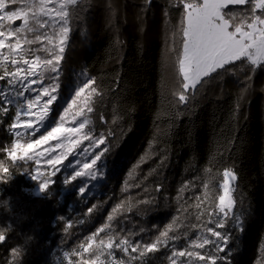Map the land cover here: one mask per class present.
<instances>
[{
    "label": "trees",
    "instance_id": "1",
    "mask_svg": "<svg viewBox=\"0 0 264 264\" xmlns=\"http://www.w3.org/2000/svg\"><path fill=\"white\" fill-rule=\"evenodd\" d=\"M176 4L90 0L81 19L71 22L60 91L66 94L75 73L86 71L99 93L88 115L91 126L96 134L115 133L108 138L112 151L103 157V179L89 195H81L73 181L63 184L59 176L41 195L26 190L33 185L24 174L31 165L10 155L16 108L4 114L0 101V233L5 236L0 264H56L59 259L90 264L94 254L82 245L118 204L121 209L110 227L96 234L95 243L106 241L109 233L117 242L151 243L174 217L171 234L180 238L134 261L121 249L113 248L111 255L105 249L104 264L112 258L111 264H171L173 250L188 251L207 227H215L209 213L222 194L225 168L237 175L234 208L242 213L243 230L233 220L217 229L231 235L221 253L228 259L220 264H264V66L253 74L237 62L230 66L234 72L214 75L180 104L170 51L180 43L173 39L183 10ZM250 8L229 5L226 11ZM246 84L250 87L241 100ZM145 154L146 162L129 175Z\"/></svg>",
    "mask_w": 264,
    "mask_h": 264
},
{
    "label": "snow or ice",
    "instance_id": "2",
    "mask_svg": "<svg viewBox=\"0 0 264 264\" xmlns=\"http://www.w3.org/2000/svg\"><path fill=\"white\" fill-rule=\"evenodd\" d=\"M18 2L21 7L15 11L8 10ZM150 3L151 0H145V7ZM89 4L90 0H0V12L3 13L0 16V21L14 22L17 19L23 21L19 27L13 28L9 25L7 32L0 31V69H3L0 81L6 80L7 85L0 87V101L4 103L2 110L4 114L9 111L11 106L16 108L15 118L9 130L15 131L17 137H22L29 132L35 134L46 126L53 110L52 106L59 99L58 81L65 47L71 33V22L81 19L80 12L87 11ZM229 5H251V8L249 11L229 12L226 11ZM174 6H182L183 9L180 13V22L173 29V39L174 41L179 39V47L170 50L175 53L174 67L179 85V91L175 94H178L180 104H186L194 98L198 86L207 83L214 75L221 72H234L230 66L237 62L249 66L253 74L264 66V0H177V4ZM49 29L51 33L48 31ZM41 30H44L43 35L36 34ZM29 33L36 34L35 38L29 39L27 35ZM39 41H46L47 44L42 45L39 49L27 47ZM5 49L7 51H4ZM39 51L49 53L52 58L42 59L40 55L36 54ZM29 56L33 58H27ZM165 62L167 63V60ZM9 65L13 66L14 70L10 71ZM78 76L86 79V82L82 87L76 89L71 101L60 114L56 125L45 135L40 136L38 140L28 144L27 148L34 149L49 141L64 138L68 141L67 152H62L59 157L48 161L51 165H61L62 160L68 154L73 153L74 149L84 141H89V144L84 148L85 153L89 149L104 145L98 153H94L91 163H85L83 169L77 171L72 177V179L89 177L91 180H95L98 177L97 173L93 171V167L101 162L108 152L112 151L108 138H114L115 133L108 131L107 133L101 132L98 136L95 135L94 129L91 127L92 121L88 118V114L93 112L91 105L94 102V97L99 95L95 79L88 78L86 71L79 73ZM34 77H39V79ZM252 78L249 76L247 79L251 80ZM46 79L51 80L52 83L43 85L42 82ZM33 85H41V87L37 89L32 87ZM249 87L250 85L246 84L245 88L241 90V100L244 99ZM86 90L89 91L85 95ZM26 92L38 94L34 98H29L25 95ZM42 97H47V99L42 100ZM41 104L42 107L38 111L34 110ZM76 108L79 110L72 114V123L75 126H66V117ZM238 110L239 102L237 103ZM21 117L26 118L21 119ZM77 117L82 118V122L77 120ZM18 147H22V145L19 142L14 143L13 149ZM57 147H61V145L57 144ZM45 151L47 152L48 149ZM25 155H28L27 151ZM147 159V154L140 157L138 163L133 165L129 175H132L133 171ZM76 163L78 164L79 161ZM60 170V168H56L53 175ZM5 171L7 170L5 169ZM100 176L102 177V172ZM236 180L237 175L234 170L229 168L223 170V180L220 184L222 194L218 197L216 210L209 213V223H214L215 227L206 228L211 237H202V242L199 243L192 242L195 248L207 249V251L202 253L200 251L173 250L169 257L171 264H178V258L182 257H188L190 260L195 258L198 264H220V261L228 259L221 253L227 251L231 235L217 229H224L229 220H233L235 227L240 231L243 230L242 213H237L234 208L236 201L233 182ZM52 183L51 178L46 179L39 184V190L47 191ZM68 183L69 180L65 179L64 184ZM86 187L79 189L81 195L86 191ZM207 187L208 185H205V188ZM180 191L183 192L184 189L182 188ZM150 202L144 201V203ZM94 208L95 206L88 209V212H93ZM120 209L121 205L118 204L109 214L105 225L87 238L88 245L86 247L82 245L85 252L94 254V259L90 264H104L101 256L105 249L108 250L109 255L113 248L121 249L129 255L130 261H134L147 254L157 252L160 247H166L169 242L180 238L171 234L175 232L176 218L174 217L173 223L167 225L165 230L160 231L151 243L141 245L137 242L133 245L128 238L119 239L117 242L116 237L110 233L106 241L101 239L99 243H95L93 238L97 233L110 227ZM128 210L130 211L131 208ZM4 239L5 236L0 233V241ZM129 248H131V252H129ZM16 251L13 249V253ZM137 252L139 256L132 255ZM67 255L65 253V256ZM83 264H88V262H83ZM121 264L124 262L121 261Z\"/></svg>",
    "mask_w": 264,
    "mask_h": 264
},
{
    "label": "rangeland",
    "instance_id": "3",
    "mask_svg": "<svg viewBox=\"0 0 264 264\" xmlns=\"http://www.w3.org/2000/svg\"><path fill=\"white\" fill-rule=\"evenodd\" d=\"M19 7H21V5L18 2L16 5L9 7L8 10L9 11H15ZM2 15H3V13L0 12V16H2ZM22 23H23V21L20 19H17L14 22H10L7 20L0 21V25H2V27H0V31L7 32L9 25H11L14 28V27H19ZM48 31H49V33H51L50 29ZM43 32H44V30H41L39 33H36V34L43 35ZM36 34L29 33L27 35H28L29 39H34ZM56 42H58V41H56ZM46 44H47L46 41H39L36 44L29 45L27 47L39 49V48H41L42 45H46ZM4 51H7V49H5ZM36 54L40 55L42 59H51L52 58L49 53L44 52V51H39ZM27 58L32 59L33 57L29 56ZM9 70L10 71L14 70L13 66L9 65ZM81 72H83V71H79V72L75 73V75L73 77V81L68 85V90H67L66 94L61 93V91H60L61 90L60 89V80L58 81L59 82V89H58L59 99L57 102H55L53 104V106H52L53 110L50 114V118L48 119L45 127L41 128L40 131L36 132L35 134H32L31 132H29L28 134L23 135L22 137H17L15 135V131H12L13 135L15 137L14 143L19 142V144L22 145V147H18L15 150L13 149L10 152V155L12 156V158L16 157V159H13L14 161H22L26 164L31 165L30 170H26L24 174H25V178L30 183H33V185L30 188L26 189L29 193H31L33 195H41L43 193L39 190V184L41 182H44L48 178H51V180L54 182L57 179V177L59 176L61 178L63 184H64L65 179H68L69 182L73 181L74 185L76 186L78 191L81 187L87 186L86 191L82 195H89L94 190H96L98 184L103 179V172H104L103 159L101 162H98V164L93 167V171H95L97 173V177H98L97 179L91 180L89 177H77L75 179H72V177L75 175V173L77 171H81L83 169V165L85 163H91V159L94 158V153H98L101 150V148L104 147V145H101L99 148L89 149V151L85 153L84 148L89 144V141H84L78 148L74 149L73 153L68 154L65 157V159L62 160L61 165H51L48 163V161L53 160L56 157H59L62 152H67L68 141L66 139L60 138L58 140H52L46 144H42L39 147L34 148V149H28L27 148L28 144L32 143L34 140H38L40 138V136L45 135L48 131L51 130L52 127H54L56 125V122L59 119L60 114L63 112V109L65 107H67L68 102L71 101L72 96H74L76 89L78 87H82L83 84L86 82V79L80 78L78 76V74ZM0 75H3V69H0ZM34 78L39 79V77H34ZM88 78H90L89 75H88ZM51 83H52V81L47 80V79L42 82V84L45 86L48 84H51ZM2 86H7L6 80L0 81V87H2ZM32 87H36L37 89H39L41 87V85H33ZM88 91L89 90H86L85 95L87 94ZM37 94L38 93H31V92L25 93V95L28 96L29 98H34L35 95H37ZM44 99H47V97H42V100H44ZM40 107H42V104L39 105L34 110L38 111ZM78 110H79L78 108L73 109L72 113H70L66 117V121H65L66 126H69V127L75 126L72 123V114ZM85 111H86V109H85ZM25 118L26 117H21V119H25ZM88 118H89V116H88ZM76 119L81 120V122H82V118L77 117ZM17 130H19V129H17ZM94 133H95V131H94ZM95 135L98 136L99 134L95 133ZM57 144L61 145V147H57ZM45 149H48V151L46 152ZM26 151L28 153L27 156L25 155ZM79 153H83V154L80 155ZM29 156L31 158H28ZM77 161H79L78 164L76 163ZM56 168H60L61 170L59 172H56L55 175H53ZM101 172H102V177L100 176ZM33 177H35V179H33ZM233 185H235V181L233 182ZM202 237H209L210 238L211 234L207 233V232L201 233L200 238L196 242L197 243L202 242V239H201ZM205 250L207 251V249H205ZM188 251H200V252L204 253L203 250L195 248L193 246V244L191 245V248ZM111 263H115L114 258L111 259L109 264H111ZM56 264H70V262L68 260L64 261L63 259H59L56 262ZM178 264H198V261H196L195 258H192L190 260L188 257H182V258H178Z\"/></svg>",
    "mask_w": 264,
    "mask_h": 264
}]
</instances>
